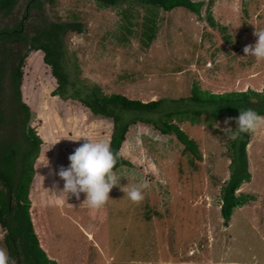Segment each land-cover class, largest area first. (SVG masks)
Wrapping results in <instances>:
<instances>
[{
    "label": "rangeland",
    "instance_id": "1",
    "mask_svg": "<svg viewBox=\"0 0 264 264\" xmlns=\"http://www.w3.org/2000/svg\"><path fill=\"white\" fill-rule=\"evenodd\" d=\"M191 1L202 3L199 13L183 7L171 12L153 7L149 12L140 0L46 4L50 20L83 27L82 34L65 38L64 62L72 82L65 97L53 95L58 83L41 51L30 53L24 67L23 85L34 99L27 104L30 125L50 151L42 163L49 160V167L38 165L37 186L35 161L30 188L40 214L52 225L44 237H37L42 247L50 242L45 253L57 264H264V128L251 134L247 147L251 180L237 191L252 200L235 209L227 226L221 212L234 154V139L222 129L224 121L235 116L214 121L204 113L197 124L186 117L173 119L196 142L198 156L175 135H163L143 122L133 125L121 150L131 166L116 171L120 186L112 189L102 208L83 205V193L79 200L65 195L62 204L46 202L45 190L55 184L63 189L64 181L55 173L69 165L68 156L85 142L83 137L110 144L113 135V119L93 115L72 99L71 90L85 96L99 87L105 95L144 103L163 99L164 111L197 110L187 100L195 89L215 94L264 92V60L243 52L246 45L256 43V28L264 29V0ZM149 19L152 24L156 20L152 41L145 35L152 27ZM22 93L27 103L23 88ZM163 116L141 115L154 121ZM231 127L235 129L234 122ZM20 131L23 151L27 145ZM143 180L150 187L144 200L134 203L121 187ZM4 238L0 226V248L10 255Z\"/></svg>",
    "mask_w": 264,
    "mask_h": 264
},
{
    "label": "trees",
    "instance_id": "2",
    "mask_svg": "<svg viewBox=\"0 0 264 264\" xmlns=\"http://www.w3.org/2000/svg\"><path fill=\"white\" fill-rule=\"evenodd\" d=\"M98 1L106 5L115 3V0ZM140 1L142 5L149 7V12L155 10L153 7L166 12L183 7L199 13L202 6V3L191 0ZM55 2L56 0H0V226L5 231L4 241L16 264H57L46 255V247L49 250L50 242L42 247L37 237H44L47 230L50 231L48 226L51 223L49 217L45 218L43 213L40 214V205H35L37 203L33 198L34 194H30V188L35 161L38 174L33 184L37 186L41 179L39 167L46 158L45 153L50 151L45 147L46 141L30 125L32 114L27 104H31L30 100L34 99L25 84L23 85L26 60L30 53L41 51L44 54V63L51 68L52 76L58 83L53 95L65 97L71 87L72 82L64 62L65 38L69 33L82 34L83 27L78 22L59 23L60 21L50 20L45 6ZM149 23L152 24L151 19L148 20ZM155 23L156 20L153 21L151 29H146L145 35L149 34V41L154 39ZM74 69L79 70L76 64ZM22 88L27 103L23 100ZM70 94L73 100H79L93 115L113 119L114 130L110 146L114 151L122 150L130 127L143 122L152 125L163 135H175L187 151L198 156L196 142L178 124L173 123V119L181 121L186 117L191 123L197 124L201 122L202 114L208 113L212 115V120L218 121L225 115L238 117L241 107L252 108L264 115V92L253 90L215 94L195 89L191 98L187 99L197 107L193 111H181L178 108L164 111L163 99L144 103L120 94L105 95L99 87L91 88L85 96L73 90ZM150 113L164 116L158 121L141 117ZM19 128L20 136L27 145V149L23 151V143L17 132ZM250 138L251 134L242 133L231 144L234 153L230 166L231 177L222 190L221 212L226 226L229 225L235 209L252 200L249 196L237 195L238 189L251 180L247 160ZM40 152L42 153L39 156ZM125 166H131V163L124 159L122 153L114 171Z\"/></svg>",
    "mask_w": 264,
    "mask_h": 264
},
{
    "label": "clouds",
    "instance_id": "3",
    "mask_svg": "<svg viewBox=\"0 0 264 264\" xmlns=\"http://www.w3.org/2000/svg\"><path fill=\"white\" fill-rule=\"evenodd\" d=\"M253 35L257 38L256 43L246 45L243 52L245 57L252 56L257 61H262L264 60V29L256 28ZM233 122L236 125L235 129L231 127ZM224 125L223 134L229 139H236L242 133L255 134L259 129L264 128V115H260L252 108L241 107L238 117L227 118ZM83 138L85 142L68 156L69 165L61 166L55 173L64 181L63 189H60L59 184H55L52 189H44L48 194L47 203L62 204L65 195L67 199L70 195H74L79 200L83 193L86 197L83 205L98 210L107 203L112 189L120 186V180L114 169L122 152L114 151L104 140L94 141L88 137ZM41 165L49 167L50 162L48 160L47 164ZM149 187V182L143 180L136 185L121 187V191L132 202L139 203L144 200V191ZM0 264H16L15 259L4 248H0Z\"/></svg>",
    "mask_w": 264,
    "mask_h": 264
}]
</instances>
